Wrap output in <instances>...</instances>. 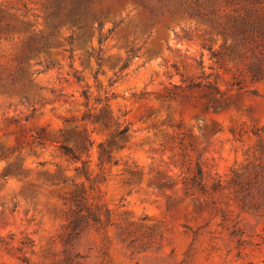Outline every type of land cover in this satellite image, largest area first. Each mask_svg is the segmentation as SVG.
Here are the masks:
<instances>
[{
  "label": "rangeland",
  "instance_id": "374dc122",
  "mask_svg": "<svg viewBox=\"0 0 264 264\" xmlns=\"http://www.w3.org/2000/svg\"><path fill=\"white\" fill-rule=\"evenodd\" d=\"M55 1L0 0V264H264V79L249 70L258 49L229 56L233 38L223 47L174 1L100 0L103 33L123 23L95 77L97 38L71 56L69 25L48 19ZM219 9L224 21L231 10ZM50 32V47L30 49ZM95 101L109 129L83 120ZM124 123L130 142L100 164L99 143ZM84 127L88 179L82 161L44 140ZM198 170L205 191L185 183ZM81 190L109 223L69 239L68 201Z\"/></svg>",
  "mask_w": 264,
  "mask_h": 264
},
{
  "label": "trees",
  "instance_id": "16d2710c",
  "mask_svg": "<svg viewBox=\"0 0 264 264\" xmlns=\"http://www.w3.org/2000/svg\"><path fill=\"white\" fill-rule=\"evenodd\" d=\"M100 0H56L52 4L48 19L54 25L68 24L71 34L66 38L67 43L70 45L71 56L75 52V48L85 47L90 38L96 37L99 47L91 48L87 54L94 57L98 69L95 72V77L99 73L100 68L104 62L103 58V44L110 38V36L118 29L123 21L112 22V26L103 33L105 28L104 19L109 14L94 12V6ZM144 8L149 6V0H134ZM174 1L177 5L176 14H183L190 18L197 19L204 23L211 25L218 31V34L223 38H233V43L229 46L228 55L234 56L238 50L249 46L258 49V54L255 56V62L249 68L251 76L254 80L264 79V0H170ZM223 3L227 9L231 10V14L225 16L224 21H220L219 4ZM90 30L92 33L90 34ZM78 31V32H77ZM54 37V33L50 32L45 38L42 45L30 44L31 50H42L46 46H51L50 39ZM227 40L223 47L226 45ZM132 54L133 51L131 52ZM131 54V55H132ZM130 55V56H131ZM221 53L213 52L212 57L218 58ZM239 57L243 55L238 54ZM128 58L125 63L120 66L119 75L117 79L121 78L124 70L128 67ZM52 65V64H51ZM116 80H113L110 85H114ZM77 82H81L79 76L76 77ZM85 98V106L89 107L90 96L87 91L83 92ZM95 107L91 108L84 115L83 120L92 124L100 123L103 128L109 129L111 126V118L109 114L102 109L99 114L93 115L91 110H96V106L101 104L100 101L94 102ZM44 132V131H43ZM93 131L88 127L83 130H65L60 129L57 134L46 137V142L54 143L60 152L75 162L82 161V154H89L94 146L92 138ZM43 136V135H40ZM40 138V137H39ZM43 138V137H42ZM131 139V126L129 123H124L123 126L116 125V129L110 136L98 145L99 163H111L112 153L114 151H121L125 149ZM82 169H77L84 176L89 178L88 170L86 169V162L82 161ZM9 171L3 173L5 179ZM185 183L192 188H197L205 191L202 180V173L198 170L189 177ZM218 185L213 187V190L218 189ZM85 193L75 191L69 199L71 206L70 217L68 219L67 230L69 239L77 237L91 222L97 230L104 229V224L109 223V211L100 206L94 208L87 204ZM26 260L25 258L23 259Z\"/></svg>",
  "mask_w": 264,
  "mask_h": 264
}]
</instances>
